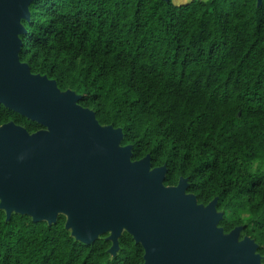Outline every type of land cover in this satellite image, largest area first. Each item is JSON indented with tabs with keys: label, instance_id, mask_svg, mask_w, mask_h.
<instances>
[{
	"label": "trees",
	"instance_id": "obj_1",
	"mask_svg": "<svg viewBox=\"0 0 264 264\" xmlns=\"http://www.w3.org/2000/svg\"><path fill=\"white\" fill-rule=\"evenodd\" d=\"M20 59L123 130L132 160L166 166L164 185L218 199L225 233L241 226L264 256V0H34ZM35 120L0 104V125ZM60 214L34 222L0 209V264H144L124 231L91 244Z\"/></svg>",
	"mask_w": 264,
	"mask_h": 264
},
{
	"label": "water",
	"instance_id": "obj_2",
	"mask_svg": "<svg viewBox=\"0 0 264 264\" xmlns=\"http://www.w3.org/2000/svg\"><path fill=\"white\" fill-rule=\"evenodd\" d=\"M34 0H0V104L43 126L35 132L0 125V209L34 222L60 214L77 239L91 244L109 234L115 253L124 231L144 250V264H264L258 244L219 226L218 199L207 205L187 193L188 179L164 185L167 167L151 157L132 160L123 130L101 125L73 90L34 74L21 61L22 20ZM169 1V0H166ZM263 0H258L262 3Z\"/></svg>",
	"mask_w": 264,
	"mask_h": 264
},
{
	"label": "rangeland",
	"instance_id": "obj_3",
	"mask_svg": "<svg viewBox=\"0 0 264 264\" xmlns=\"http://www.w3.org/2000/svg\"><path fill=\"white\" fill-rule=\"evenodd\" d=\"M174 1L177 2V3H181V2L188 1V0H174Z\"/></svg>",
	"mask_w": 264,
	"mask_h": 264
}]
</instances>
